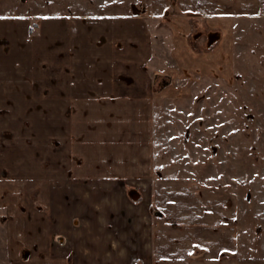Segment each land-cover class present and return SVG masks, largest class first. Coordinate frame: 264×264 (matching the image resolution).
<instances>
[{"label": "crops", "instance_id": "1", "mask_svg": "<svg viewBox=\"0 0 264 264\" xmlns=\"http://www.w3.org/2000/svg\"><path fill=\"white\" fill-rule=\"evenodd\" d=\"M256 2L109 0L83 12L76 2H56L55 13L0 10V84H54L53 151L35 145L26 150L35 157L14 156L8 179L13 187L27 184L29 193L39 188L45 202L53 173L56 217L54 226L47 210L20 209L21 219L2 229L0 264H264V257L239 256L233 214L220 193L160 174L154 145L158 93L176 78L190 84V74L203 75L207 58L196 52L205 33L236 16L223 10ZM43 112L45 105L25 121L43 116L45 133L51 119ZM32 162L37 172L29 171ZM129 184L140 201L127 202ZM107 190L104 211L92 201ZM74 216L82 217L80 226L70 224Z\"/></svg>", "mask_w": 264, "mask_h": 264}, {"label": "rangeland", "instance_id": "2", "mask_svg": "<svg viewBox=\"0 0 264 264\" xmlns=\"http://www.w3.org/2000/svg\"><path fill=\"white\" fill-rule=\"evenodd\" d=\"M0 1V10L5 13H55L58 11L57 3L61 2L67 3L65 6H70V2H76L75 11L83 12L102 6V2L109 0ZM263 2L258 0L256 6L249 9L223 10L224 13L234 12L236 16L230 17L228 23L221 22L220 31L216 26L213 28L210 26V30L205 33L206 44L196 52L206 56L205 62H208L206 72L199 77L190 74V84H181L176 78L175 83L171 84V88L169 87L165 94L158 93L153 109L155 163L158 172L197 180L207 190L206 195L212 192L220 193L219 196L226 201L224 209L233 214L239 256L251 257L253 261L264 257ZM156 85L160 88L158 90L164 89V84H154V87ZM53 87L54 84H15V87L12 84H0L2 236H4L2 229L7 222L21 219L18 217L21 214L20 209L32 208L35 211L38 207L42 212L47 210L49 224L55 226L53 173L49 175L47 172V177L50 176L52 181L48 183V193L52 194L51 199L45 202L39 200V188L29 193L26 191L27 184L18 188L13 187L14 179H8L10 177L8 161L14 156L18 158L21 155L26 159L27 155L35 157L36 152L26 151L28 149L32 151L35 145L51 146L53 151L55 143ZM44 99L46 101H43ZM44 105V116L52 120V122L45 120L47 124L45 133L42 129L39 130L40 122L41 128L43 127V116L40 117L41 120L32 118L25 121L29 111L42 110ZM8 115L16 117L9 123L6 121ZM45 160V165L49 168V164L54 160L53 152L48 153ZM36 166L38 165L32 162L29 171L37 172ZM129 185L126 186L125 192L127 202L140 201L130 197L132 191L140 195L138 187ZM117 188L122 189L123 186ZM108 190L93 194L92 203L100 210H106V206L101 205L103 202L101 199L111 195L112 190ZM79 203L77 205L81 206ZM24 215L26 223L27 218ZM71 218L70 224L81 225L82 217ZM96 235L100 238L103 234Z\"/></svg>", "mask_w": 264, "mask_h": 264}, {"label": "water", "instance_id": "3", "mask_svg": "<svg viewBox=\"0 0 264 264\" xmlns=\"http://www.w3.org/2000/svg\"><path fill=\"white\" fill-rule=\"evenodd\" d=\"M130 197H131L133 200H135V201H138V200L140 199V195H139L138 192H136V191H132V192L130 193Z\"/></svg>", "mask_w": 264, "mask_h": 264}]
</instances>
